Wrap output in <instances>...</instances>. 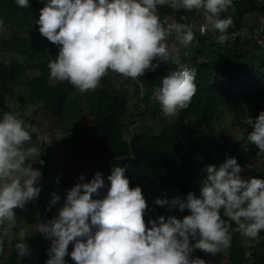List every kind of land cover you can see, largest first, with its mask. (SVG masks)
Listing matches in <instances>:
<instances>
[{"label":"clouds","instance_id":"clouds-1","mask_svg":"<svg viewBox=\"0 0 264 264\" xmlns=\"http://www.w3.org/2000/svg\"><path fill=\"white\" fill-rule=\"evenodd\" d=\"M15 2L19 8L29 7V0ZM163 5L174 11L202 12L206 22L196 14L191 19L181 14L180 22L173 13L178 23L162 20L157 8ZM229 9L235 10L233 0H46L35 23L43 37L59 46L56 59L48 63L49 77L84 93L95 90L109 70L139 82L146 71L170 60L169 39L184 49L198 46L193 30L201 35L217 33V43L224 44L233 20L220 14ZM192 20L202 22L199 29L188 25ZM258 24L264 26L255 23L251 30ZM195 77L196 69L169 70L150 99L158 102L165 117H174L189 107L196 94ZM245 123L252 128L248 142L258 149L256 156L264 158V111L255 118L248 116ZM40 143L50 145L52 140L12 112L0 115V225L5 221L9 225L0 231V252L16 224L14 209H25L42 190V173L33 167L44 165ZM245 167L252 169L251 164ZM127 168L128 164L113 166L106 178L96 172L87 182L80 175L65 190L57 214L36 225V232L50 242L45 264H66V256L75 264H208L193 253L200 250L214 256L228 249L232 233L259 242L264 230V179L242 178L244 169L234 157L226 156L219 166L202 167L199 196L189 191L186 196L165 195L153 201L168 212L190 214L158 215L147 223L145 214L151 209L142 189L129 186ZM60 201L53 191L46 211ZM221 210L227 219L221 217ZM15 249L20 258L31 255L26 242L16 243ZM245 257L250 258V253Z\"/></svg>","mask_w":264,"mask_h":264},{"label":"trees","instance_id":"trees-1","mask_svg":"<svg viewBox=\"0 0 264 264\" xmlns=\"http://www.w3.org/2000/svg\"><path fill=\"white\" fill-rule=\"evenodd\" d=\"M45 2L29 0V7L22 9L15 0H0V34L3 29L11 32L9 36L0 37V54H12L20 60L8 62L0 58V82L14 86L22 84L27 92L26 95H19L21 104L38 105L59 122L65 116L69 97L76 93V88L67 81L53 83L49 77L48 63L56 59L59 46L43 37L35 23ZM233 5L234 11L229 9L220 14L222 17L231 16L233 24L228 30L242 28L243 18L249 13L259 12L264 19V0H233ZM161 11L174 13L178 18L185 14L189 19L197 13L195 10L189 12L184 9L174 11L167 5L159 6L158 12ZM216 36L217 33L196 34L198 46L187 49L188 56L174 49V56H171L169 63H162L155 71H150L148 81L141 89L134 82V104L139 118L144 115L153 118L161 128L157 133L149 128L140 131L132 129L125 136L122 120L126 114L127 93L114 87L107 73L101 78L98 87L90 90L89 99L83 104L89 111V120L74 123L71 127L67 149L78 161L95 162L107 158V161L99 165L123 167L128 164L125 176L130 181L129 186L142 189L151 209L145 214L146 223L149 217L155 219L158 215L182 218L190 214L188 210L168 212L166 208L154 205L153 201L165 195L169 199L173 196H186L189 191L199 196L203 175L201 169L204 165L219 166L226 156L234 157L237 163L257 157L258 149L247 140V134L252 128L241 116L246 113L247 105L253 107L248 108L253 118L264 111V43L227 39L224 44H218ZM177 67L196 69L194 82L198 90L187 109L179 110L169 124H162L165 116L158 102L150 97L153 89L160 86L161 77ZM217 105L232 109L231 123L238 125L242 135L233 142L225 140L223 136L205 139L204 142L208 140L209 143L204 151L197 154L191 124L195 119L212 121ZM7 107L3 99H0V115L6 112ZM18 118L35 126L42 134L43 124L40 119L33 116ZM195 139L202 141V137ZM33 143H36L35 134ZM50 145L37 144L38 148L43 149L39 159L44 161V165L36 164L44 172L47 169ZM14 211H19V208ZM221 217L227 219L223 216V210ZM232 226L235 227V224ZM19 242H26L30 246L29 257L18 256L15 244ZM49 245V241L43 242L40 237L28 234L22 239L13 238L9 242L5 238L3 251L0 252V264H45ZM262 248L264 230L259 235V242L232 233L228 249L214 256L200 250H196L193 255L204 260L212 258V264H264ZM68 251H72L71 243ZM245 253H250V258H246ZM65 261L66 264H75L70 256H66Z\"/></svg>","mask_w":264,"mask_h":264},{"label":"rangeland","instance_id":"rangeland-1","mask_svg":"<svg viewBox=\"0 0 264 264\" xmlns=\"http://www.w3.org/2000/svg\"><path fill=\"white\" fill-rule=\"evenodd\" d=\"M196 15L197 17L200 16L202 20L206 22L204 14L199 12L196 13ZM225 17L227 16H220V18ZM255 23L264 24V19L261 17L259 12L245 15L243 18L242 30L244 32H249ZM193 31L195 37L196 34L199 36L197 30ZM209 33L212 34L213 32L210 31L208 34ZM10 34L11 32L9 30L3 29L0 37H6ZM168 44L170 50L172 51V56H174V49L175 51L176 49H179L181 53H184L185 51L188 52V50L182 48V46L179 45V43L175 41L174 38L169 39ZM0 58H3L8 62L20 61L18 57L12 54H0ZM167 63H169V61ZM107 74L114 87L123 89L127 93L126 114L122 120L125 136H127L128 132L132 129L135 131H140L142 129L147 130L149 128L155 133L161 130V128L158 127V123L149 115H144L142 118H139V112L137 111V108L134 104L136 102V97L133 92V90L136 88L134 82L138 84L139 89H141L144 83L148 81L150 71H146V73L139 78V82L137 80L131 81L130 78H124L120 74L110 70L107 72ZM55 81L56 80L52 79L51 82L54 83ZM26 92L27 91L22 84L14 86L0 82V99H3L5 105L8 106L6 112H12L13 114L17 115V117L33 116L37 119H40L43 124L42 135H46L49 139H51L53 144L51 143L50 147L52 148L49 149V154L47 156L46 171L44 172L38 164H33V167L39 169L42 173V190L39 194V197L35 202L28 203L25 209H19L17 212L14 211L16 215V224L10 230L9 236L6 237V241L9 242L13 238L22 239L25 234H28L38 236L43 242H47L48 240L44 239V237L39 232H36V225L48 220L49 217H54L57 214V210L63 204L65 190L71 188L77 182L80 175L85 177V182L92 179L94 173L96 172H101L106 178L110 174L112 166L108 164L99 165L100 162L107 161V158L95 162L78 161L69 154L67 149V140L72 125L74 123L77 124L78 122H87L89 120V111L83 104L89 99V93L91 92L90 90H88L84 96V93H81L76 88V93H73L69 97L66 114L59 120V122L58 119L52 118L46 110L38 105H22L19 95H26ZM248 108L253 107L249 105L246 106V113L241 116V118L244 120H246L248 116L253 118V114L251 110H248ZM174 118L175 116L165 117L164 121H162V124H169ZM232 118L233 111L231 108L225 105H217L216 113L212 121L195 119L192 122L190 128L193 130V139L195 140V151L197 154L204 151L208 140L216 136H223L225 140L227 139L230 142H233L234 140H237L241 137L242 130L238 127V125L231 123ZM183 124H185V122H183ZM199 137H202V141H196L195 138ZM57 138L60 139L57 140ZM205 139L208 140L204 142ZM238 164L244 169V171L241 173L242 178H248L251 176L264 179V158L252 157ZM247 164H251L252 169L245 167ZM57 177H59L58 184L55 183ZM105 182L106 184L108 183L107 180H105ZM53 191H56L57 194L61 196V201L52 207L50 211H46V208L49 205L50 194ZM8 226V222L5 221L3 225H0V229L3 230L4 228H8ZM262 249V252L264 253V248ZM211 259L212 258H208L205 261H208V264H212ZM223 262L225 263V261Z\"/></svg>","mask_w":264,"mask_h":264},{"label":"built area","instance_id":"built-area-1","mask_svg":"<svg viewBox=\"0 0 264 264\" xmlns=\"http://www.w3.org/2000/svg\"><path fill=\"white\" fill-rule=\"evenodd\" d=\"M157 12H158V8H157ZM158 14L160 15L162 20L167 18L169 19V21H171L174 19L178 23V19L175 15H173V13L167 11H161L160 13L158 12ZM201 24L202 22H198V21L196 22L195 20L188 22L189 26L197 29H199ZM227 36L232 40H239L241 42L246 40H251V41H260L264 43V26L258 24L248 33L239 29H233L227 33Z\"/></svg>","mask_w":264,"mask_h":264},{"label":"water","instance_id":"water-1","mask_svg":"<svg viewBox=\"0 0 264 264\" xmlns=\"http://www.w3.org/2000/svg\"><path fill=\"white\" fill-rule=\"evenodd\" d=\"M50 148H52V147H50Z\"/></svg>","mask_w":264,"mask_h":264},{"label":"bare ground","instance_id":"bare-ground-1","mask_svg":"<svg viewBox=\"0 0 264 264\" xmlns=\"http://www.w3.org/2000/svg\"><path fill=\"white\" fill-rule=\"evenodd\" d=\"M53 144V143H52Z\"/></svg>","mask_w":264,"mask_h":264}]
</instances>
